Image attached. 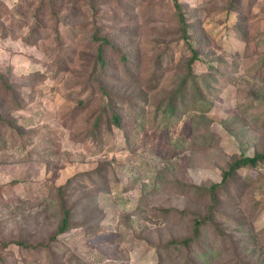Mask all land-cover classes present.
I'll return each mask as SVG.
<instances>
[{"label": "rangeland", "instance_id": "1", "mask_svg": "<svg viewBox=\"0 0 264 264\" xmlns=\"http://www.w3.org/2000/svg\"><path fill=\"white\" fill-rule=\"evenodd\" d=\"M100 1L113 47L93 95L97 47L83 21L55 19L39 39L34 11L0 0V264H264V159L229 178L197 245L163 250L209 214L199 189L264 154V0ZM193 50L198 82L171 117ZM109 102L121 128L96 141ZM63 201L78 215L54 240Z\"/></svg>", "mask_w": 264, "mask_h": 264}, {"label": "trees", "instance_id": "2", "mask_svg": "<svg viewBox=\"0 0 264 264\" xmlns=\"http://www.w3.org/2000/svg\"><path fill=\"white\" fill-rule=\"evenodd\" d=\"M21 2L20 8L21 10H25L29 13L33 12V25L34 28L31 30V34L34 37L41 39V29H45L47 27V23L53 22L55 19L58 27L65 24L66 21H83L81 25V31L83 34L92 35L95 46L97 47V61L91 72H87L86 76H90L91 73L92 82L88 91L91 94H94L95 88H97L98 82H93L94 75L98 74V72L102 69L105 70L107 68V63L105 61L107 53L112 49L113 45L108 40V37L102 35V30L100 26H97L98 14L101 12L102 4H104L100 0H19ZM237 2H242V0H237ZM101 3V4H100ZM175 3L176 0H175ZM61 13H63L61 15ZM180 32V42H185L187 45H190V38L187 32V23L185 17L180 14L177 21H175ZM87 31V32H85ZM57 33L59 34V28L57 29ZM79 37V34H78ZM193 57L191 60L186 63L187 65V76L180 82L182 83L181 88L184 89L181 91L178 89L172 97L173 104L169 106V113L171 117L176 114L178 105L179 107L183 105L181 100L183 98L184 91H189L187 88L189 87L188 82H198V77L195 74V67L200 62L199 56L197 52L193 50ZM165 62V60H164ZM122 63L127 67L128 59L127 57H122ZM164 64H161L163 67ZM89 74V75H88ZM164 78V75H161L159 79H157L156 85L160 87L161 79ZM102 93H105L103 91ZM98 95V94H97ZM103 99L105 97L103 94H99ZM96 98H92V100H82L80 107L77 109L82 112V109H86L87 111L93 107L96 103ZM107 110V111H106ZM119 110L117 106H112L111 102H109L108 106L105 107V110L102 113H99L95 117V128L92 132L93 137L97 140H102L104 133H113L114 129H120L122 124V118L118 114ZM0 123H6L5 117L0 114ZM264 159V154L255 155L253 157H242L240 159L232 162L228 170L223 173L222 180L219 184H214L209 192L203 191L199 189V191L203 194H209L211 197V207L210 212L206 216H197L194 221L193 227V236L185 239H181L180 241H171L166 246H164L163 250L165 253H168L172 250H181L190 249L193 245H197L199 238L202 234L204 227L208 224L212 223L215 217V213L218 206L217 194L219 191L227 188V182L229 178L237 173L239 170L257 165V163ZM71 183V180L67 182V185ZM64 186L60 189L64 191L67 187ZM65 197V195H64ZM62 206L60 207L61 219L59 220V224L57 226V232L53 236V239L56 240L60 235L66 234L74 228L73 221L77 218V205H69L65 201L62 202ZM101 231L99 228H93L90 232L97 234Z\"/></svg>", "mask_w": 264, "mask_h": 264}]
</instances>
